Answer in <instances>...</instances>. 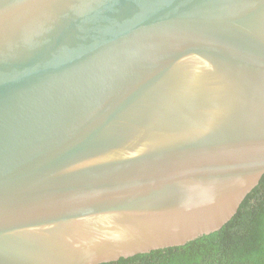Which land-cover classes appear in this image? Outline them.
<instances>
[{"label":"water","instance_id":"water-1","mask_svg":"<svg viewBox=\"0 0 264 264\" xmlns=\"http://www.w3.org/2000/svg\"><path fill=\"white\" fill-rule=\"evenodd\" d=\"M263 175L264 0H0V264L182 246Z\"/></svg>","mask_w":264,"mask_h":264},{"label":"trees","instance_id":"trees-1","mask_svg":"<svg viewBox=\"0 0 264 264\" xmlns=\"http://www.w3.org/2000/svg\"><path fill=\"white\" fill-rule=\"evenodd\" d=\"M102 264H264V175L221 229L182 246Z\"/></svg>","mask_w":264,"mask_h":264}]
</instances>
